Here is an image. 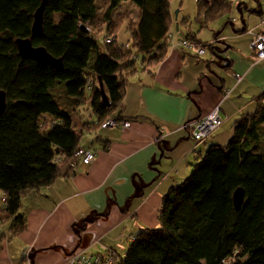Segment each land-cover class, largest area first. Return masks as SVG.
I'll list each match as a JSON object with an SVG mask.
<instances>
[{"label": "trees", "instance_id": "1", "mask_svg": "<svg viewBox=\"0 0 264 264\" xmlns=\"http://www.w3.org/2000/svg\"><path fill=\"white\" fill-rule=\"evenodd\" d=\"M108 1L104 23L112 36L127 19L114 22L111 13L122 2L138 9L136 21L127 20L128 48L114 37L101 52L90 27L97 17L96 0H46L40 36H32L31 28L42 0H0V91L6 96L0 114V193L5 198L0 219H11L12 235L26 226L18 214L22 197L63 175L81 148L83 132L116 113L120 120L126 81L138 71L137 62L147 69L165 58L172 0ZM227 9L223 1L211 7L197 2L195 19L204 27ZM18 39H30L33 47L61 60V67L22 59ZM186 39L202 45L189 34ZM87 103L95 122L78 116ZM72 114L80 121V135ZM237 189L244 193L239 211L233 203ZM158 221L157 229L130 240L116 264H264V90L254 111L234 122L227 145L208 147L188 177L163 196Z\"/></svg>", "mask_w": 264, "mask_h": 264}, {"label": "crops", "instance_id": "2", "mask_svg": "<svg viewBox=\"0 0 264 264\" xmlns=\"http://www.w3.org/2000/svg\"><path fill=\"white\" fill-rule=\"evenodd\" d=\"M100 1L107 10L109 1ZM174 4L165 58L147 69L137 62L138 71L127 78L120 120L129 126L101 129L96 137L84 131L81 148L95 152L92 164L78 162L51 185L28 191L18 210L26 221L21 233L12 235L11 219H0V264H69L70 255L97 254L101 246L124 257L132 238L159 227L162 198L170 188L188 177L208 147L227 145L234 122L254 111L264 90V60L257 62L247 27L237 34L250 37V55L225 46L218 57L213 45L225 38L214 36L207 45L212 47H204L206 53L199 57L179 45L188 34L201 41L193 32L183 33L189 21L181 11L174 12ZM133 12L136 21L138 12ZM113 37L119 44L129 42L119 40L118 33ZM233 74L242 80L236 83ZM217 107L221 127L205 143L194 142L182 126ZM116 114L111 118L117 119ZM71 119L73 126L80 125L78 117L72 114ZM2 197L0 193V208Z\"/></svg>", "mask_w": 264, "mask_h": 264}, {"label": "rangeland", "instance_id": "3", "mask_svg": "<svg viewBox=\"0 0 264 264\" xmlns=\"http://www.w3.org/2000/svg\"><path fill=\"white\" fill-rule=\"evenodd\" d=\"M173 1L175 3L174 5H176V10H174V12L181 11L180 14L185 15V17L188 18L189 23L188 26L186 27V31L182 30L185 35H187L189 32H193L203 45H209L212 42H214V36H216L217 39L225 38V40H221V42H219L220 40L219 41L217 40L218 44L215 45L214 43L213 45L214 48L216 49L217 56L219 55V53H223L225 51L226 48L225 46L227 47L231 46L233 47V49H240V51H242L243 53L249 52L250 55V51L247 48V44L249 42L250 37L252 38V36L256 34L258 30L264 29V27L260 25V16L258 15L259 12L264 14V0L213 1L211 2V4H208L210 5V7L217 6V3L223 1L229 6V9L221 13L216 19L208 22L207 25L204 27H200V24L195 19L197 15L196 0H172L171 2ZM96 5L98 8L97 17L90 27L93 30V32H98L96 34V40L100 47L101 52H103L104 43L102 42V39H104L105 35L109 37H113V36L106 33L107 25L104 23L105 20L104 14L106 12L105 5L100 0L97 1ZM133 8L138 12L137 7L133 3L129 2L126 4L125 7L119 8L118 10L112 12L111 19L114 22L116 20L117 23L121 21L120 18L122 19L130 18L131 20H133L135 18L133 14L134 13ZM57 18H59V16H57L56 19ZM127 24H128L127 20H122V22L118 25L119 29L117 33L119 40L129 41L128 44L131 45V37L127 28L128 26ZM244 26L247 27V32L245 33H247L250 37L244 35V33L237 34V31L239 29H242ZM98 29H101V31L99 32ZM166 43L168 44L167 38H166ZM77 113L82 121L93 122L90 105L88 103L80 106L78 108ZM95 125L97 124H93L92 126ZM73 127L75 128V130H78L80 125L74 124ZM98 130H100L99 126H97L96 128L93 127L91 128L90 133L93 134L94 137H96L97 136L96 133ZM83 138L85 140L86 135H84ZM190 172L191 171H189L188 174Z\"/></svg>", "mask_w": 264, "mask_h": 264}, {"label": "built area", "instance_id": "4", "mask_svg": "<svg viewBox=\"0 0 264 264\" xmlns=\"http://www.w3.org/2000/svg\"><path fill=\"white\" fill-rule=\"evenodd\" d=\"M201 4H211V2L215 0H196ZM260 25L264 27V14L260 15ZM172 34L167 35L168 44H171ZM105 44H110L114 41L113 37H104L102 40ZM179 45L183 49L193 50L197 56H204L206 53V49L197 45L196 43L190 40H182ZM124 48H128V43H125ZM250 48L257 60V62L264 60V31L259 32L253 35V40L250 45ZM233 78L236 83L242 80V76L240 74H233ZM91 90V83L88 81L87 83V91ZM222 125V119L220 117L219 108H215L211 111L207 116L202 118L190 121L182 126V129L189 132L191 139L198 143H205L208 138H210ZM101 129H109V128H127L129 126V122L127 121H118L113 118L105 119L101 124L98 125ZM95 157V152L90 148H79L71 160L69 161V168L72 169L76 165V163H81L84 166H88L92 164ZM57 162L59 159L56 160ZM2 203H5V198L1 199ZM118 260V256L115 252L108 250L104 246H101V251L97 254L87 255L85 253L79 252L70 255L69 264H116Z\"/></svg>", "mask_w": 264, "mask_h": 264}, {"label": "water", "instance_id": "5", "mask_svg": "<svg viewBox=\"0 0 264 264\" xmlns=\"http://www.w3.org/2000/svg\"><path fill=\"white\" fill-rule=\"evenodd\" d=\"M46 0H42L40 7L33 15V24L31 28L32 36H40L42 34L43 11ZM18 54L22 59L33 60L40 65H47L55 69L61 67V60L51 57L43 48H36L32 46L30 39H18L16 41ZM100 88L102 86L100 85ZM6 107V96L3 91H0V114H2ZM244 193L242 189H237L233 195V203L236 211L240 210L243 203Z\"/></svg>", "mask_w": 264, "mask_h": 264}, {"label": "bare ground", "instance_id": "6", "mask_svg": "<svg viewBox=\"0 0 264 264\" xmlns=\"http://www.w3.org/2000/svg\"><path fill=\"white\" fill-rule=\"evenodd\" d=\"M122 45H124V44H122Z\"/></svg>", "mask_w": 264, "mask_h": 264}]
</instances>
